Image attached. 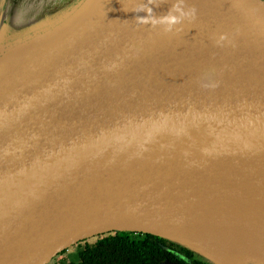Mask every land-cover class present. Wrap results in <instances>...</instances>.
Masks as SVG:
<instances>
[{"label": "water", "instance_id": "95a60500", "mask_svg": "<svg viewBox=\"0 0 264 264\" xmlns=\"http://www.w3.org/2000/svg\"><path fill=\"white\" fill-rule=\"evenodd\" d=\"M43 32L0 55V264L113 231L212 261L149 227L264 219L263 0H85Z\"/></svg>", "mask_w": 264, "mask_h": 264}, {"label": "bare ground", "instance_id": "6f19581e", "mask_svg": "<svg viewBox=\"0 0 264 264\" xmlns=\"http://www.w3.org/2000/svg\"><path fill=\"white\" fill-rule=\"evenodd\" d=\"M217 264H264V219L172 218L151 227Z\"/></svg>", "mask_w": 264, "mask_h": 264}, {"label": "trees", "instance_id": "16d2710c", "mask_svg": "<svg viewBox=\"0 0 264 264\" xmlns=\"http://www.w3.org/2000/svg\"><path fill=\"white\" fill-rule=\"evenodd\" d=\"M264 1V0H263ZM80 246V247H79ZM75 260L64 256L48 264H205L196 252L148 233L106 232L78 244Z\"/></svg>", "mask_w": 264, "mask_h": 264}, {"label": "rangeland", "instance_id": "374dc122", "mask_svg": "<svg viewBox=\"0 0 264 264\" xmlns=\"http://www.w3.org/2000/svg\"><path fill=\"white\" fill-rule=\"evenodd\" d=\"M85 0H0V55L18 52L35 35L44 33L49 26L59 23L75 12ZM1 57V56H0ZM137 236L138 232H131ZM89 237L84 240H91ZM83 241V240H82ZM79 241L58 253L50 262L62 256L75 260ZM80 247V246H79ZM203 257V256H202ZM206 264H215L205 259Z\"/></svg>", "mask_w": 264, "mask_h": 264}, {"label": "clouds", "instance_id": "9594fccd", "mask_svg": "<svg viewBox=\"0 0 264 264\" xmlns=\"http://www.w3.org/2000/svg\"><path fill=\"white\" fill-rule=\"evenodd\" d=\"M196 9L192 8L190 9L189 13H182V15H191L193 18H195ZM180 21L177 19V17L173 16L171 17V23H179Z\"/></svg>", "mask_w": 264, "mask_h": 264}, {"label": "flooded vegetation", "instance_id": "af4514ba", "mask_svg": "<svg viewBox=\"0 0 264 264\" xmlns=\"http://www.w3.org/2000/svg\"><path fill=\"white\" fill-rule=\"evenodd\" d=\"M206 264V263H205Z\"/></svg>", "mask_w": 264, "mask_h": 264}]
</instances>
